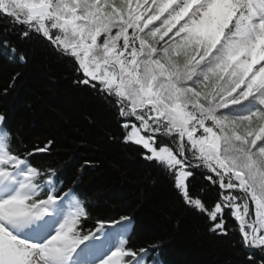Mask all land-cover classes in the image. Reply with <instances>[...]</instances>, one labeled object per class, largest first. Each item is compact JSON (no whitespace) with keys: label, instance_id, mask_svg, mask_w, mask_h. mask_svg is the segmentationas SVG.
Segmentation results:
<instances>
[{"label":"snow or ice","instance_id":"snow-or-ice-1","mask_svg":"<svg viewBox=\"0 0 264 264\" xmlns=\"http://www.w3.org/2000/svg\"><path fill=\"white\" fill-rule=\"evenodd\" d=\"M37 57L229 264H264V0H0V96ZM68 147L0 111V264H160L135 210L101 212L82 186L95 161L67 174Z\"/></svg>","mask_w":264,"mask_h":264},{"label":"trees","instance_id":"trees-1","mask_svg":"<svg viewBox=\"0 0 264 264\" xmlns=\"http://www.w3.org/2000/svg\"><path fill=\"white\" fill-rule=\"evenodd\" d=\"M19 70L23 77L15 91L0 96V111L22 121L27 135L56 129L61 143L69 146L65 153L70 161L69 176L84 159L95 161L96 167L86 170L82 186L93 193L99 211L134 209L133 239L162 240L160 264H229L233 253L227 241L207 236L201 222L184 212L166 191L143 185V162L123 149L99 142L82 116L87 106L65 82L62 70H55L51 83L50 69L39 57ZM10 71L12 68L0 61V87Z\"/></svg>","mask_w":264,"mask_h":264}]
</instances>
